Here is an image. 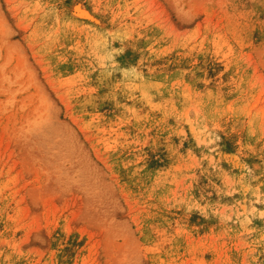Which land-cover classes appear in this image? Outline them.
Listing matches in <instances>:
<instances>
[{
    "label": "rangeland",
    "instance_id": "rangeland-1",
    "mask_svg": "<svg viewBox=\"0 0 264 264\" xmlns=\"http://www.w3.org/2000/svg\"><path fill=\"white\" fill-rule=\"evenodd\" d=\"M0 264H264V0H0Z\"/></svg>",
    "mask_w": 264,
    "mask_h": 264
}]
</instances>
